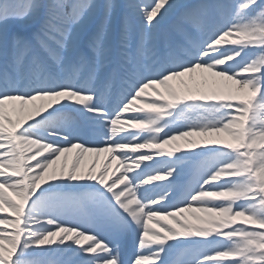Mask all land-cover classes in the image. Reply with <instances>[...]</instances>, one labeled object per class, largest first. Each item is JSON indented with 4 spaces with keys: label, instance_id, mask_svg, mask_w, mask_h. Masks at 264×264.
<instances>
[{
    "label": "snow or ice",
    "instance_id": "1",
    "mask_svg": "<svg viewBox=\"0 0 264 264\" xmlns=\"http://www.w3.org/2000/svg\"><path fill=\"white\" fill-rule=\"evenodd\" d=\"M0 264H264V0H0Z\"/></svg>",
    "mask_w": 264,
    "mask_h": 264
},
{
    "label": "bare ground",
    "instance_id": "2",
    "mask_svg": "<svg viewBox=\"0 0 264 264\" xmlns=\"http://www.w3.org/2000/svg\"><path fill=\"white\" fill-rule=\"evenodd\" d=\"M181 2H193V0H181ZM194 2H196V1H194ZM87 159H88V162L90 163V162H91V159H92V156L89 155V156L87 157ZM100 159H101V160L103 159V154H101ZM112 165H113V168H115L116 165H115V162H114V161L112 162Z\"/></svg>",
    "mask_w": 264,
    "mask_h": 264
},
{
    "label": "rangeland",
    "instance_id": "3",
    "mask_svg": "<svg viewBox=\"0 0 264 264\" xmlns=\"http://www.w3.org/2000/svg\"><path fill=\"white\" fill-rule=\"evenodd\" d=\"M124 0H117L118 3H121L123 2ZM193 1H196V0H193Z\"/></svg>",
    "mask_w": 264,
    "mask_h": 264
}]
</instances>
